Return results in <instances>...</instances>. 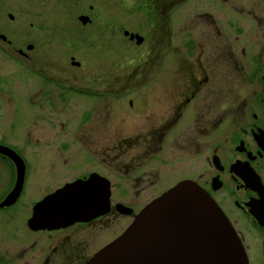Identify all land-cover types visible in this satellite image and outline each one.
Instances as JSON below:
<instances>
[{
    "label": "flooded vegetation",
    "instance_id": "af4514ba",
    "mask_svg": "<svg viewBox=\"0 0 264 264\" xmlns=\"http://www.w3.org/2000/svg\"><path fill=\"white\" fill-rule=\"evenodd\" d=\"M186 1L173 0L166 9ZM161 2L158 0L159 6ZM89 7L93 10L95 6ZM154 12L155 17L161 18L160 10ZM206 13L195 14L209 17ZM82 14L89 19L86 23L78 20L81 27L104 19L100 10L93 21L88 14ZM166 16L170 23L171 15ZM9 18L13 20L12 15ZM114 18L112 10H108L106 41L94 43L97 49L112 48ZM99 27L105 31L103 25ZM120 29L123 32L126 28ZM214 30L219 38L218 53L208 52L203 59L192 61L180 57L182 46L173 47L184 63L180 65L184 73L170 81L171 104L166 111L156 109L152 120L145 105L135 106L132 97H128L121 116L142 119L146 128L125 134L120 133L119 121L115 120V113L121 110L120 107L115 112V100L129 96L141 85L133 82L147 83L153 75L133 74L120 80L105 71L88 79L82 73H70L61 58L40 62L39 48L31 43H15L9 39V32L0 28V54L5 43V51L23 66L20 71L36 77H28L20 85L19 74H14L16 80L4 75L8 81L0 84V204L6 203L0 206V213L8 211V217H0V224H10L12 230L10 240L0 230V264H83L115 238L109 233L116 218H128L127 226L156 197L146 196L147 190H158L160 195L182 180L196 182L216 202L242 243L248 264H264V43L259 52L241 49L243 61L232 43H227L226 31L218 25ZM240 30L234 33H241ZM124 37L136 43L128 35ZM79 38L82 43L81 34ZM191 46L192 43L188 47L193 54ZM157 57L158 53L154 63ZM73 61L78 60L69 55L70 66L82 68V62L77 65ZM222 68L234 72L223 74ZM243 84L246 89L241 88ZM14 93L20 98L17 104L12 101ZM20 113L27 130L29 153L19 147L11 133ZM67 115L69 122L76 120L70 137ZM176 129L175 137L168 143V134ZM72 140L74 150L70 148ZM83 152L88 155L89 169L68 174L72 158ZM203 154L204 164L196 168L194 158ZM182 157L186 166L177 163ZM43 169L44 175L37 180L43 186L26 201L28 181L39 175L32 176L34 171ZM90 176L98 179L95 188H103L108 194V204L102 206V212L88 220L55 227L29 226L34 206L46 195L68 182L86 181ZM119 190L125 192L122 198L115 196ZM21 209L29 210L28 214L17 218ZM103 231L111 236L98 244V233Z\"/></svg>",
    "mask_w": 264,
    "mask_h": 264
},
{
    "label": "rangeland",
    "instance_id": "374dc122",
    "mask_svg": "<svg viewBox=\"0 0 264 264\" xmlns=\"http://www.w3.org/2000/svg\"><path fill=\"white\" fill-rule=\"evenodd\" d=\"M127 1L129 2L128 6L123 5L122 0H0V28L4 32L8 31L9 39L15 43H31L39 48L41 52L40 62H43L42 60L45 58H61L67 68H70V73H82L88 79L95 73L105 71L115 74L120 80L133 74L142 76L153 75V77L148 79L147 83L142 82L129 96L115 100V112L121 107L120 112L115 113V120L119 121L120 133L124 132L125 134H131L140 131L139 129L141 128H146L143 127L145 126V121L142 119L137 120L136 117H130L127 114L121 116L122 109L128 105V97H132L135 106L145 105L146 111L150 112V116H152V120L155 119L156 109L166 111L171 104L168 95H170L173 82L171 83L170 81L173 77L184 73L181 70L183 67L180 66V58L174 53L175 50H172L174 46H182L183 50L180 57H189L192 61H196L198 57L203 59L208 52L211 55L218 53L219 38L214 30L216 25L226 31L227 43H232L235 51L243 61L244 55L241 53V49L246 52V49L253 48V51L250 49L247 51L259 52L264 43V0H187L184 3L172 5L169 9H166V7L170 5L171 1L162 0L159 7L161 11V28H158V23L156 25H154L156 22L152 23V29H159L158 31L160 32L158 34L151 30L148 19L146 20V14L135 5V2L132 4V0ZM90 4L95 6L93 10H90ZM99 10L103 11L104 17H106L108 10H112L114 16H116L114 19L119 20L122 24L121 26L129 30L139 31L146 41L138 45L134 41L124 38L122 33L119 32L114 35L112 48L97 49L94 43L105 42L107 37V32H103L102 28L99 27L102 24L93 21ZM200 12H208L204 15L210 16L201 17L200 14H195ZM82 13L88 14L92 19L93 23L90 26L81 27L78 15ZM167 13L171 15L168 51L165 52L161 60L160 57H157L155 63H150L147 66L139 63L137 66L136 60L140 59L139 56L141 54H145L147 57H154L155 51L152 50L154 43L158 41L161 49L168 44V34L165 37V31L168 29ZM11 15L13 20L9 18ZM214 19L216 20L215 22ZM238 28L241 29V33L235 34L234 32H237ZM80 34L83 37L82 43L78 41ZM75 38L77 41H75ZM190 43H192L191 47L194 48L193 54H191V48L188 47ZM4 45L5 43H3L2 47L4 52L0 54V84L8 81L4 75H11L9 80H16V75L14 74H19L20 80L18 84L22 82L25 84L28 77L36 78L34 75L30 76V72L20 71L23 66L20 62H16L11 58L12 55L5 51ZM124 47H126V51H124ZM100 53L101 55L98 56ZM69 55L82 62V68L70 66ZM127 59L132 60L133 65ZM158 62L162 63L158 65ZM222 70L223 74H233L234 72L230 68L226 71L224 68ZM33 83L32 81L31 86H33ZM17 88L20 89V86ZM30 88L28 87V89ZM241 88L246 89L247 87L243 84ZM16 95L14 93L12 97V101L15 104L20 101V98ZM82 101L84 102V99ZM83 102L82 106L84 105ZM22 117L23 114L20 113L19 119L15 118V126L11 133L13 134V139L18 141L17 144L21 145L19 147L29 153L28 145L25 141L27 130L23 124ZM67 117V131L70 137L72 135L71 132L76 127V120L72 118L69 122L70 115H67ZM121 121L125 123H121ZM176 133L177 129L168 134V143L175 137ZM72 142L73 140L70 142V148L74 150L76 145H72ZM78 155L79 157L72 158L71 166L67 171L68 174L77 170L89 169L87 167L90 163L88 155L85 152L82 154L78 153ZM184 159L185 157H182L177 160L179 166L188 164ZM202 164H204V154L194 158V166L196 168ZM38 173V176H33ZM43 175L44 169L36 170L32 174L33 177L28 181L30 185L25 194L26 201L31 200L38 194V187L40 185L43 186L44 183L37 182V180ZM1 184L0 176V186ZM145 194L148 197L157 196L158 190L153 193L147 190ZM115 196H121L122 198L125 196L124 190L115 191ZM28 211L27 209H21L17 218L27 216ZM0 217H8V211H2ZM127 222L128 218H116L115 223L110 227L112 232L109 234H114V237H116L125 228ZM0 230L4 231L7 240H10L12 237L11 225L7 223L0 224ZM109 234H106V231L99 232L97 243L100 244L101 242L102 244L107 238H110L109 236L111 235Z\"/></svg>",
    "mask_w": 264,
    "mask_h": 264
},
{
    "label": "water",
    "instance_id": "95a60500",
    "mask_svg": "<svg viewBox=\"0 0 264 264\" xmlns=\"http://www.w3.org/2000/svg\"><path fill=\"white\" fill-rule=\"evenodd\" d=\"M78 19L86 23L89 18L82 14ZM124 35L136 43L143 41L138 33L125 30ZM96 179L68 182L46 195L34 206L29 226L55 227L102 212L108 194L95 188ZM83 264H248V258L212 197L196 182L182 180L149 201L117 237Z\"/></svg>",
    "mask_w": 264,
    "mask_h": 264
},
{
    "label": "trees",
    "instance_id": "16d2710c",
    "mask_svg": "<svg viewBox=\"0 0 264 264\" xmlns=\"http://www.w3.org/2000/svg\"><path fill=\"white\" fill-rule=\"evenodd\" d=\"M123 1V5H125V6H128V4H129V2L127 1V0H122ZM170 1H173V0H170ZM134 2H135V5H137L138 6V8L140 9V10H142L145 14H146V16H147V18H146V20L148 19V24L150 25V27H151V30H153V32L155 33V34H158L160 31H158L159 29L158 28H161V20H160V18L159 17H155V15H154V11L155 10H160L159 9V3H158V0H142V1H136V0H132V4H134ZM175 5H177V3H175L174 4V6ZM159 6V7H158ZM118 16V15H117ZM116 17V16H115ZM106 17H104V19L102 20L101 19V21H99V24H102L103 26H104V29H105V31L104 32H106V25H107V23H106V19H105ZM156 18H158V19H156ZM153 22H156L154 25H156L157 23L159 24H157V26H158V28H154V29H152L153 28V26H152V23ZM115 25H116V31H115V34H118L119 32L120 33H122V35H123V37L125 36L124 35V31L122 32L121 31V29H120V27H122L121 25V22L119 21V20H115ZM127 29V28H126ZM119 30V31H118ZM166 36L165 37H167V34H168V44L163 48V49H161V47H159V45H158V41L156 42V43H154V47H152V50H154L155 51V54H154V57L152 58V57H147L145 54H141L140 56H139V58L140 59H137L136 61H137V66H138V64L140 63V65H142V64H146V63H154V58H155V55L158 53V57H160V58H162V56L163 55H165V52L166 51H168V49H169V33H170V23H169V20H168V29H166ZM162 33V32H161ZM142 35V34H141ZM143 36V35H142ZM164 37V38H165ZM125 38V37H124ZM163 38V39H164ZM128 39V38H127ZM129 40V39H128ZM146 41V39L144 38V36H143V42L142 43H136V44H138V45H140V44H143L144 42ZM131 44V43H130ZM153 44V43H152ZM163 44V43H162ZM124 51H126V47H124ZM144 55V56H143ZM142 56V57H141ZM144 60V61H143ZM153 60V61H152ZM127 61L129 62V63H131V65H133V61L131 60H129V59H127ZM143 62V63H142ZM184 63L181 61L180 62V65H183ZM136 65V64H135ZM158 65H159V62H158ZM133 85H137V84H141V82H139V81H137V82H133L132 83Z\"/></svg>",
    "mask_w": 264,
    "mask_h": 264
}]
</instances>
